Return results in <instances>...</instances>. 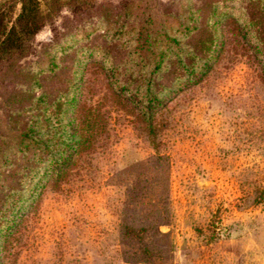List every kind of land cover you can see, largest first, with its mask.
I'll list each match as a JSON object with an SVG mask.
<instances>
[{
  "label": "rangeland",
  "instance_id": "rangeland-1",
  "mask_svg": "<svg viewBox=\"0 0 264 264\" xmlns=\"http://www.w3.org/2000/svg\"><path fill=\"white\" fill-rule=\"evenodd\" d=\"M223 1L42 6L30 50L0 68V264H264L263 64L232 16L213 25ZM191 11L193 30L174 32ZM123 23L149 35L138 65ZM112 66L131 89L151 82L150 119L113 90ZM37 100L45 130L82 120L87 137L63 176L38 183L35 150L16 146Z\"/></svg>",
  "mask_w": 264,
  "mask_h": 264
},
{
  "label": "trees",
  "instance_id": "trees-1",
  "mask_svg": "<svg viewBox=\"0 0 264 264\" xmlns=\"http://www.w3.org/2000/svg\"><path fill=\"white\" fill-rule=\"evenodd\" d=\"M242 1L245 3L244 7H235L230 1H223L218 5L219 13H217V6H214L209 18L213 19V25H217L221 22V18L232 16L237 22L240 35L262 61L264 72V0ZM45 4H48V0L0 1V68L5 63L19 60L30 50L32 37L44 26L45 12L42 6ZM192 16L191 11L184 21L176 23L173 31L180 33L181 36L188 35L194 28L193 25H190ZM124 29L125 24L123 23L115 29V32L131 34L128 51L129 63L132 66L138 65L137 60L144 59L141 50H144L146 46L150 47L149 35L148 33L144 34L145 30L142 28L137 30L128 28L125 31ZM159 33L169 44H179L177 35H169L167 31ZM163 50L166 49H162L153 57V62L148 68L150 76L161 69L166 55ZM55 66L56 63L51 58L47 67H39L38 72L51 71ZM109 77L113 90L122 96L131 93L134 97L132 101L137 105L139 111L147 119H150L153 109L160 105L157 94L153 95L152 93L151 82L143 87L144 93L137 88L131 89L129 84L121 82L118 72L113 66ZM149 79L151 78L149 77ZM38 105L39 100L32 105L31 110L36 109V113L31 116L32 118L20 131L16 144L22 151L35 150L33 156L37 157L38 166L32 167L31 171L35 174L37 171L41 173L37 183L41 182L47 174L58 179L63 176L65 170L71 165L73 156L81 151L83 142L87 140L83 130L86 128V121L83 123L82 120L80 124L77 123L74 126L70 123L71 128L69 129L57 120L55 125H50L52 127L50 129L54 130L52 133L49 129L45 130L46 127L39 120L41 114H39ZM88 125H90L89 120ZM55 135H58V140L54 138ZM49 143L52 144V147ZM45 149L48 153L45 160H42L39 154L44 153Z\"/></svg>",
  "mask_w": 264,
  "mask_h": 264
}]
</instances>
